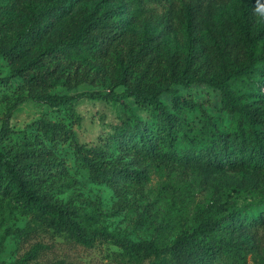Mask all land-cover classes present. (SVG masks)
Returning <instances> with one entry per match:
<instances>
[{"label":"trees","instance_id":"1","mask_svg":"<svg viewBox=\"0 0 264 264\" xmlns=\"http://www.w3.org/2000/svg\"><path fill=\"white\" fill-rule=\"evenodd\" d=\"M124 1L131 11L141 8V0ZM73 2L19 1V11L13 12L0 1V57L8 66L0 75V100H5L0 118V196L14 202L31 220L16 230L45 224L83 245L110 238L126 252L145 251L160 256L164 264H244V229L263 221L264 201L229 205L218 216L206 214L197 205L194 223L161 247L112 238L103 226H89L93 216L80 203L56 196L71 183L59 145L71 146L76 168L115 187L138 182L146 173L111 156L113 149L165 164L192 163L208 170L250 168L264 173V0H233L229 12L206 17L211 30L205 34L188 14L186 45L174 48L161 43L151 31L139 32L126 43L117 0L75 7ZM199 3L193 0L187 5L190 13ZM105 38L124 45V54L112 57V85L122 84V91L146 109L152 121L140 118L120 93L49 91L57 83L71 86L91 79L94 73L83 74L77 67L80 61L99 63L96 59L107 50ZM198 82L217 90V109L230 118V124H219L205 105L174 86ZM161 92L168 94V106L162 103ZM78 96L114 98L123 107L120 121L101 144L80 142L70 126L44 116L20 128L10 124L12 110L27 98L46 101L77 121L73 103ZM189 110L197 111V122L188 119ZM38 247L34 243L18 260H0V264H30Z\"/></svg>","mask_w":264,"mask_h":264},{"label":"rangeland","instance_id":"2","mask_svg":"<svg viewBox=\"0 0 264 264\" xmlns=\"http://www.w3.org/2000/svg\"><path fill=\"white\" fill-rule=\"evenodd\" d=\"M6 2L13 12L19 11V1ZM99 0H74L72 6L95 3ZM193 0H141L139 10H130L124 0H117L121 11L124 41L133 40L137 33L151 31L158 40L169 48L186 45L187 16L204 34L211 30L206 17L213 18L229 12L233 0H200L195 10L189 11L187 5ZM192 12H195L193 15ZM107 50L96 60L80 61L77 70L83 74L94 73L71 86L57 83L49 91L56 94H75L81 91L99 90L110 95L120 93L122 101L147 122L152 116L142 107L132 102V96L125 93L122 84L112 85V57L124 54V45L115 39L105 38ZM72 71L73 65L68 68ZM8 71V66L0 57V75ZM95 71V72H94ZM174 86L183 94L188 93L215 116L219 124H230V118L217 109L218 92L203 82ZM10 91V90H9ZM8 94V93H7ZM162 103L169 105L168 94L159 95ZM5 100H0V118ZM78 120L74 121L43 100L27 98L18 103L10 115V124L20 128L39 116L54 119L70 126L80 142L87 145L101 144L107 134L113 131L123 115V107L114 98H91L78 96L73 103ZM189 120L197 122L196 110L186 111ZM59 154L68 165L69 187L56 194L61 200L80 203L85 212L92 214L90 227L103 226L112 238H126L132 241L151 242L161 247L170 243L183 228L195 221L197 205L206 214L218 216L229 205L260 204L264 201V173L250 168H228L208 170L199 164H165L153 159H136L118 153L113 149L111 156L121 161H129L134 168H144L146 178L138 182L120 183L115 187L103 181L91 179L85 169L73 164L71 146L59 145ZM31 223L30 215L18 210L16 204L7 197L0 196V260H18L34 243H39L30 264H164L165 260L151 253L141 251L137 254L122 250L110 238H96L90 245L73 240L66 232H53L45 224L36 225L27 231L21 228ZM245 245L244 264H264V219L248 225L242 236ZM166 254H163V256Z\"/></svg>","mask_w":264,"mask_h":264}]
</instances>
